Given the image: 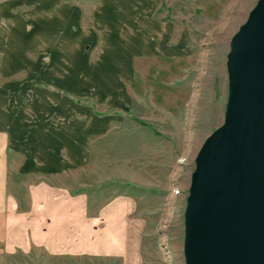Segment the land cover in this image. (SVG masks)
<instances>
[{
	"label": "crops",
	"instance_id": "1",
	"mask_svg": "<svg viewBox=\"0 0 264 264\" xmlns=\"http://www.w3.org/2000/svg\"><path fill=\"white\" fill-rule=\"evenodd\" d=\"M75 1L0 0V51L15 39L19 58L9 63L26 70L11 78L0 71V251L35 245L57 255L137 258L135 203L117 193L93 205L92 189L64 179L89 167L97 139L111 142L115 90L145 48L150 0H92L87 25ZM38 39L48 63L30 53ZM90 86L92 100L82 98ZM17 178L23 186L12 189Z\"/></svg>",
	"mask_w": 264,
	"mask_h": 264
},
{
	"label": "rangeland",
	"instance_id": "2",
	"mask_svg": "<svg viewBox=\"0 0 264 264\" xmlns=\"http://www.w3.org/2000/svg\"><path fill=\"white\" fill-rule=\"evenodd\" d=\"M81 2L80 21L87 25L92 0ZM255 2L146 3L151 9L145 11V48L132 66L130 80L118 82L115 90L121 102L114 105L117 125L111 142L97 139L89 167L65 175V185L92 189L93 205L117 193L135 203L133 218L142 222L137 225V258L57 255L34 245L0 251V264H185L184 210L194 157L204 139L224 120L229 41ZM33 21L27 22L28 27ZM14 40L2 42L0 51V61L5 62L0 71L7 78L26 71L22 64L9 63L18 57ZM37 41L30 53L48 63L51 54L41 49V39ZM149 41L156 48H149ZM175 44L177 50L170 52ZM30 66L29 71L37 73L36 66ZM92 89L90 86L87 97L82 98L92 100ZM104 102L96 108L102 110ZM22 181L24 178H17L10 187L20 189Z\"/></svg>",
	"mask_w": 264,
	"mask_h": 264
},
{
	"label": "water",
	"instance_id": "3",
	"mask_svg": "<svg viewBox=\"0 0 264 264\" xmlns=\"http://www.w3.org/2000/svg\"><path fill=\"white\" fill-rule=\"evenodd\" d=\"M223 122L194 157L185 264H264V0L232 33Z\"/></svg>",
	"mask_w": 264,
	"mask_h": 264
}]
</instances>
